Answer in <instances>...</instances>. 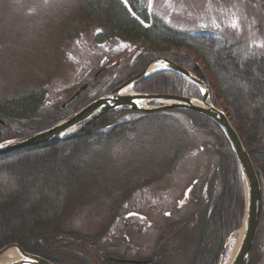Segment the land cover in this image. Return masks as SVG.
<instances>
[{"label": "rangeland", "instance_id": "1", "mask_svg": "<svg viewBox=\"0 0 264 264\" xmlns=\"http://www.w3.org/2000/svg\"><path fill=\"white\" fill-rule=\"evenodd\" d=\"M144 1L151 17L174 29L212 34L221 45L237 42L245 51L264 53V0ZM91 15L83 0H0V97L44 88L37 111L52 115L83 85L98 79L93 94L140 68L138 46L112 35L105 16ZM169 114L133 121V130L92 163L96 179L74 193L59 220L61 230L75 234L60 243L67 251L56 254L62 264H138L133 260L157 255L144 264H192L203 204L192 194L184 198L192 186L215 180L218 142L197 116L182 110ZM140 116L132 111L121 120ZM241 229L226 240L228 252L219 264L231 261ZM81 243L86 248L75 245ZM256 249L253 264H264V221ZM124 257L127 261H116Z\"/></svg>", "mask_w": 264, "mask_h": 264}, {"label": "trees", "instance_id": "2", "mask_svg": "<svg viewBox=\"0 0 264 264\" xmlns=\"http://www.w3.org/2000/svg\"><path fill=\"white\" fill-rule=\"evenodd\" d=\"M83 1L88 15L95 13L93 18L106 17L112 35L138 46L137 55L143 65L125 79L91 94V86L98 80L95 79L67 103L65 109L52 115L37 111L45 97L44 88L33 87L15 96L0 97V144L54 125L137 74L151 59L170 58L208 83L212 103L227 113L240 134L262 187L260 231L264 221V53L245 51L237 42L221 45L212 34L174 29L161 18L151 17L144 0H127L137 17L122 0ZM182 48L193 55L182 52ZM134 88L141 92L199 99L203 95L200 86L171 69L152 73ZM172 111L180 110L142 112V116L131 121L121 120L123 115L132 112L130 110L110 111L77 134L60 141L0 156V249L18 244L27 252L62 264L56 254L67 251L59 247L60 243L75 234L61 230L59 220L74 193L96 179L89 171L92 163L99 162L100 156L123 132L133 130V121L150 116H171L169 112ZM182 112L197 116L218 142L219 165L215 180L200 185L201 191L193 188L194 201L201 200L203 205L199 211L201 227L192 264H219L220 258L228 252L226 240L243 224L245 187L242 172L220 125L201 114ZM256 251L255 241L247 264L255 262Z\"/></svg>", "mask_w": 264, "mask_h": 264}, {"label": "water", "instance_id": "3", "mask_svg": "<svg viewBox=\"0 0 264 264\" xmlns=\"http://www.w3.org/2000/svg\"><path fill=\"white\" fill-rule=\"evenodd\" d=\"M153 64L164 65L166 68L175 70L192 82L203 86L205 89L202 99L203 103H197L196 99L190 96L138 91L127 92L126 89L133 87L152 73L149 69ZM87 86V84L83 85L72 98L79 95ZM144 102H156L159 105L147 107L143 105ZM123 108L147 113L170 109L187 110L206 116L220 125L239 163L244 180L246 198L242 238L229 264H247L259 229L263 206L262 187L258 173L231 119L226 112L217 108L211 102L207 82L198 78L190 70H187L172 59L166 57L152 59L141 72L66 116L53 126L2 144V147H0V156L60 141L69 135L77 134L108 112ZM11 248L16 250L19 258L16 262L6 264H56L41 255L26 252L18 244H11L0 249V257ZM155 260L156 258L145 261L135 260L133 262L144 264L154 262Z\"/></svg>", "mask_w": 264, "mask_h": 264}, {"label": "bare ground", "instance_id": "4", "mask_svg": "<svg viewBox=\"0 0 264 264\" xmlns=\"http://www.w3.org/2000/svg\"><path fill=\"white\" fill-rule=\"evenodd\" d=\"M158 68V65H153L150 69V71H154V70H157ZM129 92V90L127 91ZM197 103L199 104H202V100H196ZM148 103H143V105H147ZM172 110V109H170ZM241 236L243 234V230L241 229V232H240ZM239 241V239H238ZM4 261L1 262V264H6V263H13V262H16L19 258V255L18 253L14 250V249H9L8 251H6L3 255H2Z\"/></svg>", "mask_w": 264, "mask_h": 264}, {"label": "flooded vegetation", "instance_id": "5", "mask_svg": "<svg viewBox=\"0 0 264 264\" xmlns=\"http://www.w3.org/2000/svg\"><path fill=\"white\" fill-rule=\"evenodd\" d=\"M94 240H95V239H94V238H92V239H91V242H93ZM84 248H86V247H84Z\"/></svg>", "mask_w": 264, "mask_h": 264}, {"label": "snow or ice", "instance_id": "6", "mask_svg": "<svg viewBox=\"0 0 264 264\" xmlns=\"http://www.w3.org/2000/svg\"><path fill=\"white\" fill-rule=\"evenodd\" d=\"M125 2H127V0H125ZM235 26V25H234ZM97 31H100L99 29ZM0 147H2V145H0Z\"/></svg>", "mask_w": 264, "mask_h": 264}]
</instances>
